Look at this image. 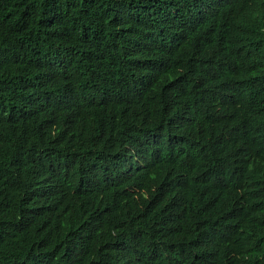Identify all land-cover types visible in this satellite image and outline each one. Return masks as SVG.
Instances as JSON below:
<instances>
[{
    "label": "trees",
    "instance_id": "16d2710c",
    "mask_svg": "<svg viewBox=\"0 0 264 264\" xmlns=\"http://www.w3.org/2000/svg\"><path fill=\"white\" fill-rule=\"evenodd\" d=\"M0 264H264V0H0Z\"/></svg>",
    "mask_w": 264,
    "mask_h": 264
}]
</instances>
